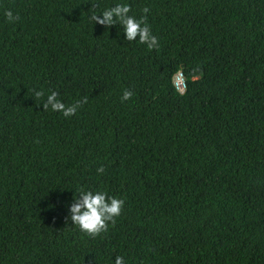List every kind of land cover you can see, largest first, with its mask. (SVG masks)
Here are the masks:
<instances>
[{
	"label": "trees",
	"instance_id": "obj_1",
	"mask_svg": "<svg viewBox=\"0 0 264 264\" xmlns=\"http://www.w3.org/2000/svg\"><path fill=\"white\" fill-rule=\"evenodd\" d=\"M124 2L158 48L88 20ZM82 188L124 201L95 236L66 220ZM116 256L264 264V0H0V264Z\"/></svg>",
	"mask_w": 264,
	"mask_h": 264
},
{
	"label": "clouds",
	"instance_id": "obj_2",
	"mask_svg": "<svg viewBox=\"0 0 264 264\" xmlns=\"http://www.w3.org/2000/svg\"><path fill=\"white\" fill-rule=\"evenodd\" d=\"M91 5L89 8L91 10L89 11L88 9L87 16L88 20L93 24L101 25L105 29L113 25H119L123 40L128 42L136 41L145 45L148 49L159 47L157 38L152 35L146 22L145 14L149 11L147 7L142 8L141 15L137 17L130 14V5L126 2L114 3L103 8H100L97 3H92ZM3 15L7 22H15L18 19V16L14 15L11 10H5ZM33 94L36 98L44 97L39 104L42 105L43 110L58 112L65 118L74 115L80 105L87 101L85 97L65 105L58 99V93L55 90H51L47 94L41 90H35ZM132 95L133 93L130 90L124 89L120 99L121 101H127ZM103 171V167L96 168L97 174H101ZM123 204L124 201L122 199L110 196L101 189H77L75 198L72 195V199L67 205L66 220L80 232L95 236L105 231L108 224L120 215ZM113 264H125V261L122 256H116Z\"/></svg>",
	"mask_w": 264,
	"mask_h": 264
},
{
	"label": "built area",
	"instance_id": "obj_3",
	"mask_svg": "<svg viewBox=\"0 0 264 264\" xmlns=\"http://www.w3.org/2000/svg\"><path fill=\"white\" fill-rule=\"evenodd\" d=\"M176 84H177V88L180 90V91H184L185 90V83H184V78H183V75L182 73H179L176 77Z\"/></svg>",
	"mask_w": 264,
	"mask_h": 264
},
{
	"label": "rangeland",
	"instance_id": "obj_4",
	"mask_svg": "<svg viewBox=\"0 0 264 264\" xmlns=\"http://www.w3.org/2000/svg\"><path fill=\"white\" fill-rule=\"evenodd\" d=\"M185 80V79H184Z\"/></svg>",
	"mask_w": 264,
	"mask_h": 264
}]
</instances>
